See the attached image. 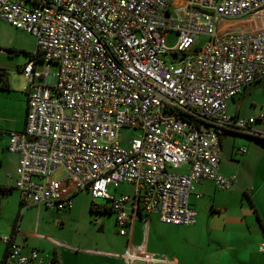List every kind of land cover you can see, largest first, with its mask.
I'll return each mask as SVG.
<instances>
[{
    "label": "built area",
    "instance_id": "2783aa9c",
    "mask_svg": "<svg viewBox=\"0 0 264 264\" xmlns=\"http://www.w3.org/2000/svg\"><path fill=\"white\" fill-rule=\"evenodd\" d=\"M231 19L250 28L232 29ZM3 21L36 36L21 68L26 124L7 144L19 156L14 188L26 206L60 211L88 190L110 201L122 235L132 234L141 212L189 225L197 181L221 190L236 182L219 168L222 136L264 137L255 125L264 124V103L254 116L228 110L246 86L264 80V0H0ZM170 33L177 36L171 48ZM169 50L180 54L174 64L162 57ZM50 62L58 64L52 76ZM125 127L138 131L128 147L120 139ZM183 164L187 171L174 170ZM124 184L133 191L111 193ZM0 239L7 244L2 264H56L8 234ZM119 260L176 264L131 242Z\"/></svg>",
    "mask_w": 264,
    "mask_h": 264
},
{
    "label": "rangeland",
    "instance_id": "374dc122",
    "mask_svg": "<svg viewBox=\"0 0 264 264\" xmlns=\"http://www.w3.org/2000/svg\"><path fill=\"white\" fill-rule=\"evenodd\" d=\"M242 19H231L232 29L248 30L249 26L240 24ZM177 36L170 33L166 37V45L173 47ZM201 39L199 43L202 41ZM36 49V36L17 28L7 22L0 24V85L7 78L13 90H25L27 79L21 68L30 60ZM167 63H176L180 54L168 51L162 55ZM45 61H38L37 68L43 72ZM58 70V64L49 63V74L52 76ZM42 82L43 79H38ZM7 95V91H1ZM10 96V95H9ZM264 102V81L247 88L245 93L235 103H231L235 111L242 104L244 114L258 113ZM137 129L125 127L120 132L121 144L128 147ZM236 146L246 147L245 152H237L232 157L225 155L222 150V169L224 161L233 167L236 175L235 190L228 197L224 190H216L214 184L204 180L201 188L204 195L201 202H194L199 224L205 222L204 214H211V207L223 206L227 203L232 215L237 216L241 211L252 210L249 196L256 204H264V146L254 138L242 134L234 135ZM177 170V169H174ZM56 171L53 176H59ZM127 186V189H131ZM93 200L105 204V199H94L88 190L78 192L73 204L61 211L47 209L43 204L20 205L21 196L18 190L5 195L1 200V222L8 218L21 215V229L31 244L45 248L48 252H58L59 264H119V254L122 249L123 237L119 235L115 225L116 214L110 211L92 208ZM207 221V220H206ZM213 222V224H211ZM218 223V224H217ZM204 226V225H203ZM209 229L196 225H176L162 222L158 216L151 215L145 234L148 249L156 254H167L177 257L180 264H202L205 254L216 251L220 246L224 250V217L217 216L210 220ZM252 246V244H251ZM252 257L264 264V253L254 252Z\"/></svg>",
    "mask_w": 264,
    "mask_h": 264
},
{
    "label": "crops",
    "instance_id": "0c3cea01",
    "mask_svg": "<svg viewBox=\"0 0 264 264\" xmlns=\"http://www.w3.org/2000/svg\"><path fill=\"white\" fill-rule=\"evenodd\" d=\"M263 81L264 80L260 82ZM260 82L254 84H258ZM254 84H250L246 86L240 95L232 98L229 101L228 110L233 116H244V117L254 116L260 112V109L264 102L262 103L259 112L254 114L253 113L248 115L244 114L242 112L241 103H239L235 111L230 110L231 103H235L238 99H240L241 96L247 90V88H249ZM9 86H10L9 90H2V91H7L8 92L7 95H4L5 93L0 91V184L14 187L15 171L18 164L19 156L17 153L9 152L7 150V144L9 139V133L11 131L22 130L25 127L29 95L26 87L25 90L15 91L13 90L10 83ZM255 125L257 127L264 128V124L261 123V121H257ZM234 135L237 134L226 133L221 138V154H220L219 168L221 173L226 176L234 175V172H233V167L228 162L225 161H224V169H222V164H221L222 150H224L225 155L229 157H232L234 153H236V149H238L237 152L246 151V147L240 148L239 146H236L238 144H235L234 142ZM242 149H245V151H243ZM188 169H189V164H183L177 169V171L185 172ZM8 173H11L12 176H8ZM204 180L211 181L214 184L216 190H221L217 188L215 183L210 179H201L197 181L195 183V192L191 195L190 198L193 207H194V202H201V199L204 195L205 191L204 189L201 188V185ZM234 185L231 189L224 190L227 193L228 197L235 190ZM127 186H131V185L124 184L119 186L117 189L111 186L110 191L114 195H119L126 191L132 192L133 187L131 186L132 187L131 189H127ZM14 189L12 190V193ZM195 193L200 194V197H197ZM76 194L77 193L73 195V199ZM4 197L5 196H3L2 198ZM255 201L256 204L253 201L254 203V207L252 206L253 211L243 210L237 216L232 215V213L235 212L230 210V207L227 203H224V207L212 206L211 214H209L208 216L207 213L204 214V218H206L205 222L199 224V219H196V221L191 224L193 226L196 225L199 228H206L207 230H210L209 229L210 220L216 219L217 216L224 217V229L222 230L224 233V250L220 246V248H217L216 251L207 252V254H205L202 264H261L258 260L252 257V253L262 252L259 250V245L262 242H264V204H260L256 197H255ZM108 205L110 204L108 203ZM53 211H57V210H53ZM128 211L130 213L132 209L128 208ZM151 215H155V214L148 215L145 212H141V214H137L133 221V227H132L133 229L131 235L120 234L119 227L117 226L115 219V225L117 227L118 233L120 236L123 237L122 249L120 253L126 249L129 242L135 245L143 243L146 249L149 250L145 230L147 225L149 224V217ZM1 217L2 216L0 215V220ZM196 217H197V212H196ZM20 219H21V215L16 216L15 218H8L4 223L0 224V237L1 235L8 234L11 236L14 242L25 246L26 250H29L30 248H38L41 251V254L46 259L55 258L56 264H59L60 261L58 257V252L56 250H52L51 252H48L45 248H42L41 246H38L36 244H31L29 242L28 237L24 234L23 230L21 229ZM211 224H213V222H211ZM6 248H7V244L2 242L0 239V264H2V262L4 261ZM170 257L176 259V264H180V260L177 257L174 256H170ZM112 264H116V263H112ZM119 264H123L121 260H119Z\"/></svg>",
    "mask_w": 264,
    "mask_h": 264
},
{
    "label": "trees",
    "instance_id": "16d2710c",
    "mask_svg": "<svg viewBox=\"0 0 264 264\" xmlns=\"http://www.w3.org/2000/svg\"><path fill=\"white\" fill-rule=\"evenodd\" d=\"M40 55V54H39ZM32 56V54H31ZM39 57V56H38ZM6 73L4 71H1L0 72V75H5ZM10 89V86H9V83L6 79L3 80V82L1 83L0 85V91L2 90H9ZM242 93V92H241ZM180 115H183V116H186L188 117L185 113L181 112L179 113ZM233 134H237V133H233ZM242 135H245L247 137H251V138H254L256 139L257 141H259L263 146H264V137H259V136H252V135H246V134H242ZM14 189L13 186H7V185H3V184H0V215H1V200H2V197L5 196V195H9L12 193V190ZM250 200H251V204L252 206L254 207V203L251 199V196H249ZM108 203L110 204V201H108ZM108 203L106 204H98L96 203L94 200H93V203H92V208H95V209H99V210H105V211H110V212H113L112 208H111V204L108 205ZM20 205L21 206H24L23 205V202L21 201L20 202Z\"/></svg>",
    "mask_w": 264,
    "mask_h": 264
}]
</instances>
